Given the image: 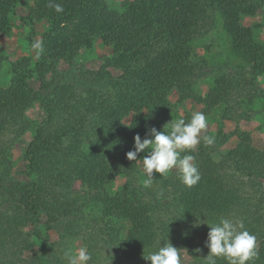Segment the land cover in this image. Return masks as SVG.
<instances>
[{"label":"trees","instance_id":"1","mask_svg":"<svg viewBox=\"0 0 264 264\" xmlns=\"http://www.w3.org/2000/svg\"><path fill=\"white\" fill-rule=\"evenodd\" d=\"M17 2L0 0V35L9 31ZM51 2L62 5L63 12L49 7V0H34L28 15L21 17L31 26L30 35L34 33V18L49 23L42 36L43 53L33 66L29 58L13 65L9 86L0 87V195H8L5 201L14 204L1 211L0 248L4 252L13 248L16 257L30 242L31 235L23 232L24 226L31 224L38 229L46 215L52 228L53 222L60 223L59 215L76 216L80 211L78 198L66 192L72 181L103 191L123 175L129 181L120 190L100 196L102 215L107 219L100 230L109 233L114 228L113 219L128 222L130 227L116 246L117 258L131 264H151L143 253L156 251L164 241L159 235L161 231L166 234L167 228L155 221L162 203L157 196L150 202L143 199L138 164L146 153H139L136 161L128 160L126 153L133 150L137 134L143 139L150 127L163 131L175 110L170 100L173 91L181 103L193 95L197 63L191 42L209 10L218 13L232 53L252 64L253 70L264 71V45L251 27L241 23L243 16L255 15L264 0H130L122 11L110 8L105 0ZM95 38L114 43L113 55L106 62L121 69L119 76L104 71L95 77L75 65L78 51L90 47ZM4 59L0 52V68ZM61 61L69 65L63 71L59 70ZM32 79L38 81L37 89L31 86ZM239 84L234 77H217L203 98L206 108L226 103ZM30 101L44 114L36 125L19 109ZM126 116H130L127 124L121 122ZM190 118L183 119L188 122ZM31 127L34 134L24 157L28 176L34 177L28 183L15 182L10 178L8 137L18 139ZM237 138L228 158L233 165L244 167L252 181L264 180V149L254 147L247 133ZM188 155L195 157L201 179L187 187L179 173L174 178L175 200L185 224L182 233L176 231V240L193 264H206L209 249L197 251L192 223L207 220L211 224L222 216L229 217L242 221L251 234L263 239L256 249L257 257L248 264H264V215L255 212L250 195L227 181L221 164L204 148L190 150ZM205 227L207 237L210 228ZM41 240L43 245L33 256L35 264L44 263L49 249L48 237ZM217 264L227 261L218 258Z\"/></svg>","mask_w":264,"mask_h":264},{"label":"rangeland","instance_id":"2","mask_svg":"<svg viewBox=\"0 0 264 264\" xmlns=\"http://www.w3.org/2000/svg\"><path fill=\"white\" fill-rule=\"evenodd\" d=\"M105 1L110 8L122 11L130 0ZM32 6H34V0H18L15 11L9 19V31L0 35V52L5 57L0 68V87L9 86L13 65H18L24 58H29L32 66L36 62V51L32 49L31 45L36 41H42V36L48 30L49 23L45 19L34 18L31 21L34 33L30 35L31 26L21 21V17H26ZM241 23L251 27L256 39L264 45V6L253 16H243ZM191 44L194 60L197 63L196 75L192 79L193 95L181 103L176 91L171 93L170 100L173 102L175 110L170 115L169 122L172 119L191 117L194 112H203L207 117L208 127L202 131L201 135L213 136L215 142L212 145H205L201 141L192 151L198 152L199 148H204L215 161L221 164L227 181L242 189V194L250 195L255 212L258 210L264 215L263 178L257 182L252 181L247 176V170L244 167H241L240 164L233 165L228 158L237 144V136L243 133L250 135L254 147L264 149V71L253 70L252 64L244 63L232 53L229 38L222 29L220 18L215 11L207 12L206 19ZM113 48L114 43H105L100 38H95L90 47H84L78 51L75 65L83 66L95 77L104 71L113 76H119L121 69L107 65L106 62L108 58L112 57ZM68 67L69 65L65 61L59 63L60 71ZM222 75L234 77L240 84L237 90H233L228 96L226 103L207 109L203 98L212 87L214 80ZM30 84L35 89L39 86L36 79H32ZM19 109L32 121L33 125L39 124L43 119V111L36 102H27L24 107ZM224 113L228 115L226 118H224ZM121 122L129 123L130 116H126ZM33 134L34 127H31L18 139L13 140L8 137L11 141L7 151L11 162L10 178L15 182L28 183L34 177L28 176L24 157L27 142ZM188 152L183 153L188 155ZM138 166V183L142 187L144 201L150 202V199L157 196V199L162 203L161 211L155 221L167 230L166 234L161 231L159 237L164 236V241L168 240L179 250L181 264H193V259L187 250L176 240V231L182 233L185 227L183 219L180 220V205L175 200L174 178L178 174V170L172 169L166 175L154 171L151 183H145L148 177L143 171L142 161ZM127 181L129 180L126 177L118 175L103 191L90 189L79 180L72 181L66 192L69 191L72 197L78 198L76 205L80 207V211L77 215L68 217L59 215L60 223L53 222L52 228L46 215L42 216V222L38 229L27 224L22 230L31 235L28 246L19 251L16 257L13 254V248H7L5 252L0 248V264H35L33 256L43 245L42 237H48L49 240V249L43 264H67L64 256L65 251L83 246H86L92 255V260L88 264H131L125 258H117L116 255V246L126 235V231L130 227L129 223L122 219H113L114 228L111 227L109 233L100 230V226L107 221L102 215L100 196L104 193H115ZM158 190H162L160 194L156 193ZM7 199H9L8 195H0V215L4 208L14 207L12 202L5 201ZM195 223H192V229L191 226L190 229L192 234L197 233V249H208L205 246L207 237L204 229L206 224L193 227ZM111 240L115 243L110 242ZM262 241L263 239L256 237V249L260 248ZM4 256H7V259Z\"/></svg>","mask_w":264,"mask_h":264},{"label":"clouds","instance_id":"3","mask_svg":"<svg viewBox=\"0 0 264 264\" xmlns=\"http://www.w3.org/2000/svg\"><path fill=\"white\" fill-rule=\"evenodd\" d=\"M49 7L57 12H63L60 4H53L49 0ZM36 51L37 58L43 53L41 41L31 45ZM208 127V120L203 112H194L188 122L184 119L171 120L163 126V131L155 127L146 130L145 138L137 134L134 137V148L126 153L130 161H136L139 153L146 155L142 158L143 171L151 183L153 172L166 175L172 169L178 170L179 179L187 187L195 186L201 179L198 167L193 163V155L181 153L195 149L203 141L205 145H212L215 138L201 135ZM207 224L210 228L207 233L205 246L209 249L205 257L206 264H217L218 258H223L227 264H248L258 255L256 251V236L251 234L242 221L222 216L218 222L208 223L207 220L197 221L193 227ZM197 251H200L197 249ZM67 264H88L92 255L86 246L78 249H69L64 253ZM143 258L151 264H181L179 250L170 242L164 241L156 251H150Z\"/></svg>","mask_w":264,"mask_h":264}]
</instances>
